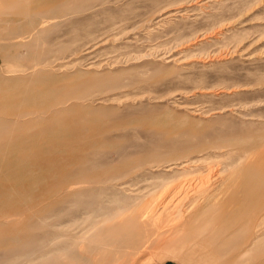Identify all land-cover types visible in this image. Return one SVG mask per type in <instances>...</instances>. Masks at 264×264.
Here are the masks:
<instances>
[{
  "label": "rangeland",
  "instance_id": "374dc122",
  "mask_svg": "<svg viewBox=\"0 0 264 264\" xmlns=\"http://www.w3.org/2000/svg\"><path fill=\"white\" fill-rule=\"evenodd\" d=\"M49 3L46 33L13 39L0 30V81L30 73L36 63L47 59V73L63 77L59 84L65 88L58 93L62 101L90 103L103 109L102 117L113 123L142 122L112 131L117 147L99 149L94 157L95 164L117 161L121 155L133 158L121 178L130 187L108 190V197L107 191L97 190L81 200L124 201L147 193L163 178H168L167 186L183 182L195 186L209 180L213 190L209 198L195 190L184 202L227 224L222 203L231 174L256 159L262 149L257 143L264 138V0ZM189 148L191 153L185 154ZM227 152L234 154L229 158L223 155ZM185 159L194 162L179 168ZM175 163L173 169H164ZM173 195H167L168 200L174 199L171 204L183 197L177 194L171 200ZM73 209L65 205L57 212ZM72 230L65 228L68 233ZM200 232L209 234L214 229ZM238 236L227 239L237 242ZM48 240L41 251L31 254L30 262L60 261L39 258L59 248ZM260 244L264 246V236ZM214 246L210 242L202 250L194 241L184 247L172 244L169 249L179 251L177 257L160 252L151 262L202 264L195 257ZM193 250L200 251L191 259L183 258ZM150 257L145 255L137 264ZM261 258L257 264H264Z\"/></svg>",
  "mask_w": 264,
  "mask_h": 264
},
{
  "label": "bare ground",
  "instance_id": "6f19581e",
  "mask_svg": "<svg viewBox=\"0 0 264 264\" xmlns=\"http://www.w3.org/2000/svg\"><path fill=\"white\" fill-rule=\"evenodd\" d=\"M60 1L6 0L2 6L0 0V30L8 38L38 37L47 32V3ZM31 69L0 81V264H40L30 258L41 251L47 235L59 248L39 258L60 260L53 264H137L145 255L151 257L142 264H152L160 252L177 257L179 251L169 249L171 245L184 247L190 241L202 250L214 243L198 257L200 250L184 254V259L195 257L202 264H257L264 258L260 244L264 236V138L257 143L262 149L256 159L231 174L230 190H225L222 203L227 224L184 202L195 190L209 198L213 192L209 180L195 186L191 182L167 186L168 178H163L147 193L124 201H83V195L97 190L107 191L108 197V190L130 187L121 178L133 158L121 155L117 161L95 164L94 157L99 149L117 147L110 137L112 131L142 122L113 123L102 117L103 109L90 103L62 101L58 93L65 88L59 84L63 77L47 73V59ZM233 154L223 155L231 158ZM192 162L185 159L178 167ZM174 167L176 163L164 169ZM168 194H176L171 200L177 194L183 197L171 204L174 199L168 200ZM65 205L74 209L57 212ZM69 226L71 233L65 231ZM201 228L214 232L203 234ZM231 234H237V242L227 239Z\"/></svg>",
  "mask_w": 264,
  "mask_h": 264
}]
</instances>
